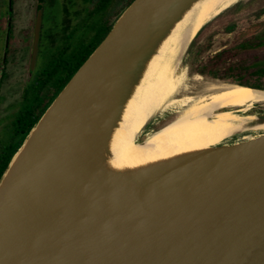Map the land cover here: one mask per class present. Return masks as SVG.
I'll return each mask as SVG.
<instances>
[{
    "label": "water",
    "instance_id": "obj_1",
    "mask_svg": "<svg viewBox=\"0 0 264 264\" xmlns=\"http://www.w3.org/2000/svg\"><path fill=\"white\" fill-rule=\"evenodd\" d=\"M196 1L133 0L53 97L0 178V264H264V112L136 174L98 163L135 75Z\"/></svg>",
    "mask_w": 264,
    "mask_h": 264
},
{
    "label": "bare ground",
    "instance_id": "obj_2",
    "mask_svg": "<svg viewBox=\"0 0 264 264\" xmlns=\"http://www.w3.org/2000/svg\"><path fill=\"white\" fill-rule=\"evenodd\" d=\"M237 1L197 0L155 43L101 143L98 163L106 175L118 178L136 174L171 157L206 150L221 143L247 120H252L251 116L242 117L221 109L245 107L248 110L264 102V92L236 84L212 83L204 88L210 95L199 100L184 98V105L188 107L177 119L148 135L143 143L136 141L144 125L175 91L178 81L174 71L190 39ZM251 139L248 135L242 138ZM130 147L132 149L119 160L121 152Z\"/></svg>",
    "mask_w": 264,
    "mask_h": 264
},
{
    "label": "flooded vegetation",
    "instance_id": "obj_3",
    "mask_svg": "<svg viewBox=\"0 0 264 264\" xmlns=\"http://www.w3.org/2000/svg\"><path fill=\"white\" fill-rule=\"evenodd\" d=\"M132 1L10 0L9 5V0H0V169L7 154L15 147L17 151L29 133L30 130L23 135V126L28 124L35 112L47 101L49 93L47 79L43 82L40 80L44 64L36 70L43 46H48L51 51L47 54L49 56L63 46H75L84 37L87 40L92 38L99 26L105 28L110 25L111 29ZM57 9L59 20L53 16V11ZM46 19L50 22L49 28L47 22L45 23ZM8 24L9 37L6 39ZM233 28V24L226 23L222 30L227 32ZM245 31L249 32L248 28L241 29V39L248 36ZM248 34L253 36L256 46L251 53L245 51L243 54L253 55L256 61L263 60L264 25L260 28L256 27ZM13 61L21 67L23 62L26 63L23 66V81L20 89L12 85L4 87V84L9 82L10 75L7 69Z\"/></svg>",
    "mask_w": 264,
    "mask_h": 264
},
{
    "label": "rangeland",
    "instance_id": "obj_4",
    "mask_svg": "<svg viewBox=\"0 0 264 264\" xmlns=\"http://www.w3.org/2000/svg\"><path fill=\"white\" fill-rule=\"evenodd\" d=\"M58 14V9L56 11H53V16H55L57 20H59L60 18ZM253 14L257 16L250 19L249 17ZM48 21L49 20L47 19L45 20V23L47 22V28L50 27V24H48L50 22ZM226 23L233 24V30H229L227 32L222 30ZM252 23H257V25L249 26ZM263 25L264 0H238L236 3L232 4L229 8L223 10L220 14L206 23L199 31L191 46L188 47L185 53L181 56L180 61L174 71V75L178 81L175 91L169 94V96L165 99L163 105L159 107V109L156 111V113H154L149 122L139 132L136 141L139 142L143 140L156 130L177 119L187 109L188 106L184 105L183 101L188 97L192 98L193 100H199L202 97H207L208 95H210V92H207L204 88H206L209 84L222 82L216 81L214 79L204 78L203 76H201L198 72L195 71V67L197 66V64L203 63L206 59L213 56L214 52L219 51L223 46H227L230 43L241 40V29L246 27L248 28V31L251 32L256 27L260 28ZM249 32L245 31L244 33H247L246 35H249ZM235 34H237V36ZM47 47L48 46H43L42 48L36 70L38 67H42L43 64L48 60L47 54H49V52L51 51H49V48ZM25 65L26 63L23 62L21 67L20 64H16L14 61L9 64L7 70L9 72L10 78L9 82H6V84H4V87L12 85L17 89H20L23 81V66ZM237 78L241 80H247L249 81V83L260 82L258 81L259 76L254 73H239ZM221 110H228L239 115L262 113L264 112V102L256 103L248 110H245V107H227ZM263 132L264 131L253 133L251 135L256 136L257 134ZM131 149L132 147L124 149L120 154L119 160H121L124 154H127L128 150Z\"/></svg>",
    "mask_w": 264,
    "mask_h": 264
},
{
    "label": "trees",
    "instance_id": "obj_5",
    "mask_svg": "<svg viewBox=\"0 0 264 264\" xmlns=\"http://www.w3.org/2000/svg\"><path fill=\"white\" fill-rule=\"evenodd\" d=\"M255 16L257 15H251L249 18L252 19ZM109 29L110 25L105 28L99 26L96 28L92 38L87 40L84 37L75 46H63L54 52L53 55L48 56V60L44 63L40 74L41 82L47 79L46 85L49 89L47 101L41 109L35 112L28 124L23 126V135L33 127L53 97L63 88L68 79L92 53ZM254 46L256 45H254L253 36L248 35L244 39L233 42L226 48L221 49L203 63H199L200 65L197 64L195 71L209 79H217L224 83L264 90V59L256 61L253 55L246 56L243 54L245 51L251 53ZM239 73H254L259 76L258 81L260 82L249 83L247 80L238 79ZM15 151L16 147L4 158L0 169V177Z\"/></svg>",
    "mask_w": 264,
    "mask_h": 264
}]
</instances>
